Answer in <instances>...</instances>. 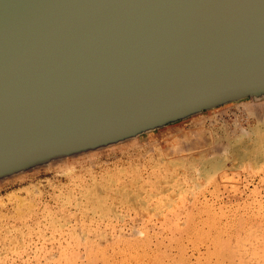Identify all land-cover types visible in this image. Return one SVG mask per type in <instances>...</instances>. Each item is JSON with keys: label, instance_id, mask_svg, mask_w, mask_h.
Wrapping results in <instances>:
<instances>
[{"label": "water", "instance_id": "1", "mask_svg": "<svg viewBox=\"0 0 264 264\" xmlns=\"http://www.w3.org/2000/svg\"><path fill=\"white\" fill-rule=\"evenodd\" d=\"M264 101V0H0V182Z\"/></svg>", "mask_w": 264, "mask_h": 264}, {"label": "rangeland", "instance_id": "2", "mask_svg": "<svg viewBox=\"0 0 264 264\" xmlns=\"http://www.w3.org/2000/svg\"><path fill=\"white\" fill-rule=\"evenodd\" d=\"M258 103L1 181L0 264H264Z\"/></svg>", "mask_w": 264, "mask_h": 264}, {"label": "bare ground", "instance_id": "3", "mask_svg": "<svg viewBox=\"0 0 264 264\" xmlns=\"http://www.w3.org/2000/svg\"><path fill=\"white\" fill-rule=\"evenodd\" d=\"M258 104H259V103H258ZM258 104H256V103H254V104H250V103H249L247 106H250L251 108H252V107H259ZM257 105H258V106H257ZM236 151H237V150H236ZM239 153H241V152H239Z\"/></svg>", "mask_w": 264, "mask_h": 264}]
</instances>
